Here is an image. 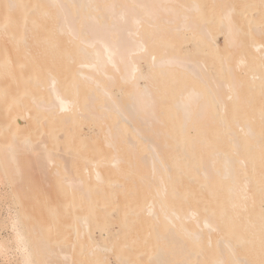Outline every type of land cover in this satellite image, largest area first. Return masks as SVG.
I'll return each mask as SVG.
<instances>
[{
	"label": "bare ground",
	"instance_id": "bare-ground-1",
	"mask_svg": "<svg viewBox=\"0 0 264 264\" xmlns=\"http://www.w3.org/2000/svg\"><path fill=\"white\" fill-rule=\"evenodd\" d=\"M0 186L4 264H264V0H0Z\"/></svg>",
	"mask_w": 264,
	"mask_h": 264
},
{
	"label": "rangeland",
	"instance_id": "rangeland-1",
	"mask_svg": "<svg viewBox=\"0 0 264 264\" xmlns=\"http://www.w3.org/2000/svg\"><path fill=\"white\" fill-rule=\"evenodd\" d=\"M89 131L87 130L86 131V133H88ZM4 191V188L2 189V186H0V198H1V196L3 195V192ZM1 192H2V194H1ZM5 205L4 204H2L1 206H0V219H2V217H6L7 216V212H9L10 211V209H7L6 208V206L4 207ZM8 207V206H7ZM9 208V207H8ZM0 234H3V235H5L6 234V232L5 231H3V232H0ZM1 260V259H0ZM0 262H2L1 264H4V262L3 261H0Z\"/></svg>",
	"mask_w": 264,
	"mask_h": 264
}]
</instances>
